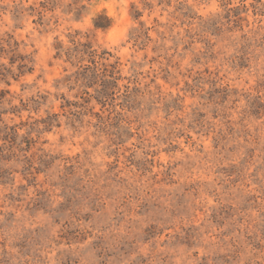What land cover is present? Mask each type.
<instances>
[{"label": "rangeland", "instance_id": "1", "mask_svg": "<svg viewBox=\"0 0 264 264\" xmlns=\"http://www.w3.org/2000/svg\"><path fill=\"white\" fill-rule=\"evenodd\" d=\"M0 264H264V0H0Z\"/></svg>", "mask_w": 264, "mask_h": 264}]
</instances>
